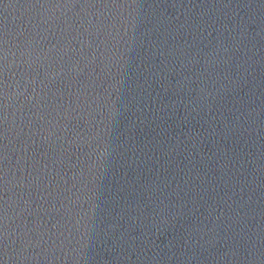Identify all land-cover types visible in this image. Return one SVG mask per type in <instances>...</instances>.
<instances>
[{"label":"water","instance_id":"95a60500","mask_svg":"<svg viewBox=\"0 0 264 264\" xmlns=\"http://www.w3.org/2000/svg\"><path fill=\"white\" fill-rule=\"evenodd\" d=\"M0 264H264V0H0Z\"/></svg>","mask_w":264,"mask_h":264}]
</instances>
